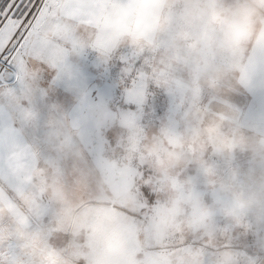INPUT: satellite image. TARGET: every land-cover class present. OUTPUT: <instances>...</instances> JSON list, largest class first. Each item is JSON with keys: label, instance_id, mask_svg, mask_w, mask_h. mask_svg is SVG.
I'll return each instance as SVG.
<instances>
[{"label": "rangeland", "instance_id": "rangeland-1", "mask_svg": "<svg viewBox=\"0 0 264 264\" xmlns=\"http://www.w3.org/2000/svg\"><path fill=\"white\" fill-rule=\"evenodd\" d=\"M56 1L39 0L29 32L19 20L0 29V47L18 26L26 37L15 67L0 65V264H264V199L247 185V164L167 144L206 98L187 71L214 0L171 1L147 40L132 32L134 18L122 25L113 9L116 18L91 26L105 39L50 47L56 56L46 69L70 100L42 107L56 120L37 122V133H1L18 129L6 100ZM239 1L264 13V0ZM34 3L15 0L8 15ZM5 7L0 0V13ZM93 63L112 70L108 91L84 79Z\"/></svg>", "mask_w": 264, "mask_h": 264}, {"label": "crops", "instance_id": "crops-1", "mask_svg": "<svg viewBox=\"0 0 264 264\" xmlns=\"http://www.w3.org/2000/svg\"><path fill=\"white\" fill-rule=\"evenodd\" d=\"M171 1L57 0L39 20L27 56L34 57L33 48L41 41L56 50L74 51L86 42L105 39L102 33L91 31V26L116 18L113 9L123 18L122 25L134 18L132 32L147 40L157 34L162 11ZM212 4L210 26L200 35L187 71L191 83L205 91L206 98L185 114L167 144L233 166L247 164V185L264 199V13L239 0H214ZM46 67L32 58L6 100L4 114L9 122L19 124L18 129L11 124L12 129L1 133H37V122L56 120L55 109L49 112L42 107L63 106L70 100L67 96L56 99L46 80L51 75ZM50 135L63 141V133Z\"/></svg>", "mask_w": 264, "mask_h": 264}, {"label": "snow or ice", "instance_id": "snow-or-ice-1", "mask_svg": "<svg viewBox=\"0 0 264 264\" xmlns=\"http://www.w3.org/2000/svg\"><path fill=\"white\" fill-rule=\"evenodd\" d=\"M7 7L3 9V13H0L4 16L3 20H0V29H3L9 21L19 20L21 25H28V28H25V32H29L31 27H34L32 24V19L34 18V13L38 10L42 11V8H39V0H36V3L32 4L31 7L25 5L26 11H24L20 17H17L15 12L11 16L8 15L9 10L12 9L15 0H5ZM16 8L19 9L20 5L17 4ZM39 19L38 16L35 17ZM20 31V27H16L14 31L11 32L7 41L0 47V65L3 68L7 69L9 67H15L13 65V60L18 55V48L22 46V41L25 39ZM15 41V44H13ZM34 57L40 60V63H45L46 60H53L56 56L54 49L47 46L44 42H38L33 48ZM90 73H84L85 80H91L93 82V87L96 90L108 91L110 86L108 81L111 78V69H101L95 63L91 66ZM48 85L54 91L56 99L59 101L61 97H66L68 93L65 90V85L62 82L58 81L57 77L53 75H48L46 77Z\"/></svg>", "mask_w": 264, "mask_h": 264}, {"label": "built area", "instance_id": "built-area-1", "mask_svg": "<svg viewBox=\"0 0 264 264\" xmlns=\"http://www.w3.org/2000/svg\"><path fill=\"white\" fill-rule=\"evenodd\" d=\"M1 68L4 70L5 68H3V66L1 65Z\"/></svg>", "mask_w": 264, "mask_h": 264}]
</instances>
